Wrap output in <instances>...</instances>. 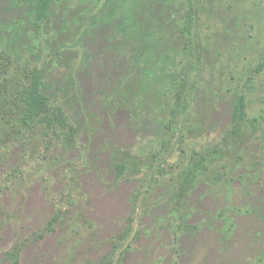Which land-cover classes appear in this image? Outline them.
Returning a JSON list of instances; mask_svg holds the SVG:
<instances>
[{"label": "rangeland", "instance_id": "1", "mask_svg": "<svg viewBox=\"0 0 264 264\" xmlns=\"http://www.w3.org/2000/svg\"><path fill=\"white\" fill-rule=\"evenodd\" d=\"M44 3L0 0V264H264V0Z\"/></svg>", "mask_w": 264, "mask_h": 264}, {"label": "trees", "instance_id": "2", "mask_svg": "<svg viewBox=\"0 0 264 264\" xmlns=\"http://www.w3.org/2000/svg\"><path fill=\"white\" fill-rule=\"evenodd\" d=\"M40 3H43V4H45L44 3V0H40ZM0 62H1V59H0ZM7 91V90H6ZM41 103H42V101H41ZM243 108V107H242Z\"/></svg>", "mask_w": 264, "mask_h": 264}]
</instances>
